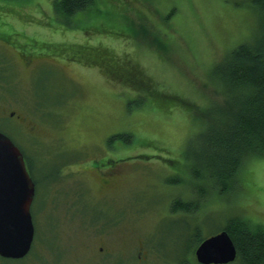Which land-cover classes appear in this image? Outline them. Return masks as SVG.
<instances>
[{
    "label": "rangeland",
    "instance_id": "obj_1",
    "mask_svg": "<svg viewBox=\"0 0 264 264\" xmlns=\"http://www.w3.org/2000/svg\"><path fill=\"white\" fill-rule=\"evenodd\" d=\"M56 8L0 0V132L25 157L38 229L25 259L0 264H168L237 215L264 226V159L231 193L209 189L196 163L221 102L209 74L254 37L252 1L96 0L70 19ZM97 47L141 79L89 65ZM175 200L197 212L173 211Z\"/></svg>",
    "mask_w": 264,
    "mask_h": 264
},
{
    "label": "trees",
    "instance_id": "obj_2",
    "mask_svg": "<svg viewBox=\"0 0 264 264\" xmlns=\"http://www.w3.org/2000/svg\"><path fill=\"white\" fill-rule=\"evenodd\" d=\"M95 1L56 0L58 6L56 14L69 19L78 14L83 15L89 12ZM251 1L259 14L260 22H257L252 40L231 49L220 62L218 61L219 63H216L209 74L214 87H218L221 102L215 106L211 104L208 108L202 142L205 157L196 156V163L202 166L199 168L200 171H197L200 180L201 170L204 169L209 172L212 179L208 182L209 189H219L227 193L235 189L236 183L239 182L238 177L241 176L248 161L264 159V0ZM4 8L5 6L1 7ZM4 40L9 41L6 38ZM102 48H92L89 65H103L102 72L110 73L117 81L135 84L141 79L137 73H128V68L112 66L110 54L104 52ZM107 63L110 64L108 69ZM121 138L126 139L127 136L116 134L111 140ZM191 207L188 205L187 209V205L179 200L171 203V209L184 210L183 215L197 212L196 206L193 210ZM35 228V237L38 239L37 226ZM198 230L197 228L196 231ZM220 231L228 232L238 250L236 261L230 264H264L263 225L237 215L229 219ZM195 237L196 245L193 246L195 241L193 245L188 242L189 246L182 252L177 251L175 260L168 264H199L194 250L205 238L199 234ZM154 251L162 252L159 248ZM0 259L6 258L0 256ZM23 259L25 257L12 261Z\"/></svg>",
    "mask_w": 264,
    "mask_h": 264
},
{
    "label": "water",
    "instance_id": "obj_3",
    "mask_svg": "<svg viewBox=\"0 0 264 264\" xmlns=\"http://www.w3.org/2000/svg\"><path fill=\"white\" fill-rule=\"evenodd\" d=\"M35 183L21 149L0 132V256L26 257L32 249L35 227L31 207ZM199 264H230L238 257L227 231L205 238L195 250Z\"/></svg>",
    "mask_w": 264,
    "mask_h": 264
},
{
    "label": "flooded vegetation",
    "instance_id": "obj_4",
    "mask_svg": "<svg viewBox=\"0 0 264 264\" xmlns=\"http://www.w3.org/2000/svg\"><path fill=\"white\" fill-rule=\"evenodd\" d=\"M99 174H100V173H99ZM100 177L102 178L101 182H102L103 184H105V186H109V185H110V181L112 180V179L110 178V175H102V174H100Z\"/></svg>",
    "mask_w": 264,
    "mask_h": 264
}]
</instances>
